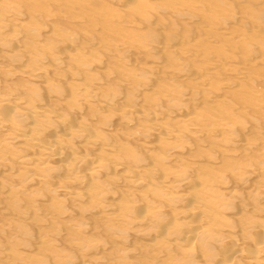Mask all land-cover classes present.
<instances>
[{
  "label": "rangeland",
  "instance_id": "374dc122",
  "mask_svg": "<svg viewBox=\"0 0 264 264\" xmlns=\"http://www.w3.org/2000/svg\"><path fill=\"white\" fill-rule=\"evenodd\" d=\"M10 13L21 21H17L20 28L18 25L9 28L5 25L7 21H4L9 16L4 15ZM1 15L5 18H1ZM11 16L9 19H15ZM0 19L4 24L0 26V32H7L4 37H10V42L8 38L5 40L8 44L0 42V68H4L0 70V94L18 97L26 101L25 104L31 100L29 107H44L43 111L50 113L31 117L28 123L17 119L11 112L12 107L7 105L3 106L0 114L5 111L4 116H12V122L18 121L27 131L36 129L34 132L39 133L43 128L40 132L42 136H48L51 131L56 136L60 134L56 139L58 145L84 154L86 159L99 158L105 164L111 160L107 165L101 163L100 167L105 166L104 172L99 168L80 184L78 181L75 183L74 179L68 181L79 169L71 159L63 161L65 165L63 162L45 165L43 170L46 173L38 169L37 166L41 167V164L33 166L35 163L32 162L26 166L17 163L14 158L5 160V169L0 165V264H209L212 262L210 256L216 257L211 264H217L218 260L223 264L229 261L226 259L232 258L233 248L245 253L243 258L235 257L234 261L237 260L238 264H264V258L260 255L264 250L261 247L264 246V187L260 186H264V0H0ZM32 28L42 30L33 31ZM10 29L14 31L13 35ZM1 34L0 37H3ZM23 50L25 52L18 56ZM13 52L15 55H12ZM12 56L17 57L18 61L15 62ZM28 70L36 71L39 78L23 75V71ZM28 96L29 100H24ZM124 105L126 108H119ZM153 106L156 109L153 110ZM162 112L166 114L163 116ZM31 119H38V124L31 126ZM190 120H197L196 125H201L197 127L195 121L191 123ZM169 122H173L171 127ZM150 123H154V127ZM69 128L73 129L72 132ZM120 128L123 130L120 131ZM63 129L66 131L62 132ZM67 130L72 133L68 140L65 135ZM79 131L84 138L77 135H80ZM87 135H92L97 141L95 143L105 144L107 139L109 149L105 146L95 148L91 142L94 139ZM0 141H4L1 130ZM160 141L164 142L161 144ZM116 142L118 144L115 146ZM86 143L92 148L82 145ZM115 151L118 155L110 154ZM176 152L180 153L176 156ZM98 154L107 160H102ZM141 158L147 168L141 167ZM189 160L193 162L189 163ZM49 166H53V171L49 170ZM70 167L76 168L75 171L68 170ZM142 168L144 172L145 169L150 172H147L150 175L147 180L143 178L146 174L141 173ZM129 169L137 173L129 172ZM252 171H255L254 175H250ZM129 174H137L145 181L141 185L143 187L138 186L141 193L131 184L137 177L130 179ZM112 176L114 178L111 179ZM36 177H44V181ZM164 177L169 185L163 181ZM156 179L165 183L162 185ZM182 181H187L189 185H183ZM62 184L71 191L76 188L80 196H64L59 191L60 187H56ZM161 186H166L167 191H164L165 187L162 188L164 192L161 191ZM102 189L116 196L105 194ZM138 193L140 197L137 198ZM181 196L180 199L185 198L187 204L179 199ZM124 200L128 202L124 203ZM156 208L162 214L154 210ZM182 208L184 211L188 209L189 214L187 216L185 213L186 218L180 220L177 213ZM193 209L194 212L202 209L196 213H204V216L202 214L198 217L200 220H196L197 215L190 212ZM146 217L155 220V225L159 222V226H153L154 222L152 225ZM140 219L145 222L136 221ZM171 226L175 229L179 227L176 231L181 230L185 235L181 232H178V236L172 235L174 228L169 231ZM199 226L201 233L197 232ZM189 228L198 237L194 238L189 232L193 235L190 238ZM157 231L158 235L155 233ZM230 232L232 235H228ZM167 241L173 245L172 248H165L162 244L164 252L159 243L169 245ZM246 255L250 258L256 255L255 258L259 256V259L248 260Z\"/></svg>",
  "mask_w": 264,
  "mask_h": 264
},
{
  "label": "bare ground",
  "instance_id": "6f19581e",
  "mask_svg": "<svg viewBox=\"0 0 264 264\" xmlns=\"http://www.w3.org/2000/svg\"><path fill=\"white\" fill-rule=\"evenodd\" d=\"M111 1V0H110ZM6 2V1H5ZM217 5V4H216ZM215 7V6H214ZM9 8V7H8ZM207 10V9H206ZM12 11V10H11ZM24 11V10H23ZM190 11V10H189ZM204 13V12H203ZM5 14V13H4ZM202 14V13H201ZM3 15V14H2ZM1 15V18L2 17H4V16H11V13H10V15H4V16H2ZM12 16H13V18H15L16 17V15H15V17H14V15L12 14ZM11 16V17H12ZM9 17H6V20L4 21V22H6L5 23V25H8V28L11 26V27H14V26H16V25H20V23H21V21H19L18 19H9ZM18 17V16H17ZM199 17V16H198ZM5 18V17H4ZM20 18V17H19ZM23 19V18H22ZM21 19V20H22ZM25 20V19H24ZM27 20V19H26ZM20 22V23H18V22ZM256 23V22H255ZM3 24V21L0 19V26ZM4 25V24H3ZM19 25H18V27H19ZM21 26V25H20ZM22 26H23V24H22ZM23 27H26L25 25L23 26ZM31 27H33V26H31ZM1 28V27H0ZM20 28V27H19ZM27 28H29L28 26H27ZM38 28V27H37ZM36 28V29H37ZM6 29H7V27H6ZM15 29H17V27H15ZM23 29V28H22ZM31 29V28H30ZM36 29H34V30H36ZM221 29V28H220ZM4 30V29H3ZM11 30H13V29H10V31ZM32 30H33V28H32ZM33 30V31H34ZM39 31H41L40 29H38ZM38 30H36V31H38ZM7 31V30H6ZM19 31V30H18ZM14 31H11L10 32V34L11 35H13L12 33H13ZM220 32V31H219ZM0 33H3V34H1L3 37H0V42L1 43H7L8 44V42L7 41H5L7 38V40L9 41V39H10V37H8V36H5L4 37V33L5 34H7V32H3V31H1ZM8 33H9V30H8ZM16 33V32H15ZM17 33H19V32H17ZM42 33V32H41ZM40 33V34H41ZM10 34H8V35H10ZM18 35V34H17ZM42 35V34H41ZM46 35V34H45ZM18 36H21V35H18ZM223 36V35H222ZM12 38L14 37V36H11ZM103 37V36H102ZM15 38V37H14ZM19 38V37H18ZM16 39V38H15ZM13 41H14V39H12ZM23 40V39H22ZM5 41V42H4ZM17 41V40H16ZM10 42V41H9ZM5 43V44H6ZM17 45V44H16ZM14 46V45H13ZM18 46V45H17ZM20 47V46H19ZM173 48V47H172ZM173 51H174V49H173ZM195 51V50H194ZM25 51L23 50L22 52H19L18 54V56H21V54L22 53H24ZM61 53V52H60ZM17 54V53H16ZM29 54V53H28ZM43 54V53H42ZM12 55H15L14 54V52H13V54ZM39 55V54H38ZM33 56V55H32ZM12 57H14L15 59H14V61L16 62V61H18V58L17 57H15V56H12ZM195 57V56H194ZM198 57V56H197ZM196 57V58H197ZM25 58H27V57H25ZM51 58V57H50ZM213 58V57H212ZM181 59V58H180ZM12 60V59H11ZM34 60H36V59H34ZM40 60V59H39ZM42 61V60H41ZM40 61V63H42ZM162 61V60H161ZM33 63V62H32ZM216 64H217V62H216ZM12 65V64H11ZM33 65V64H32ZM222 65V64H221ZM262 65V64H261ZM7 66V65H6ZM42 66V65H41ZM36 67V66H35ZM63 67V66H62ZM150 67V66H149ZM31 68V67H30ZM42 68H44V67H42ZM41 68V69H42ZM189 68V67H188ZM187 68V69H188ZM4 68H0V70H3ZM13 69V68H12ZM12 69H10V70H12ZM20 69V68H19ZM37 69V68H36ZM35 69V70H36ZM6 70H7V68H6ZM14 70V69H13ZM23 70V69H22ZM39 70H40V68H39ZM39 70L37 71L38 73H39ZM44 70V69H43ZM41 71V70H40ZM15 72H18V70L16 71L15 70ZM24 72V73H23ZM23 72H20L19 71V73L21 74V73H23V75H26L28 78H30L31 76L32 77H34V76H37L38 77V75H36L35 74V72H33L32 70L31 71H23ZM58 72V71H57ZM185 73H187V72H185ZM197 73V72H196ZM3 74V73H2ZM16 74V73H15ZM189 74H190V72H189ZM49 75V74H48ZM198 74H196V76H197ZM26 77V78H27ZM31 77V78H32ZM37 77H34V78H37ZM191 77V76H190ZM26 78H23L24 80L26 79ZM39 78V77H38ZM20 79V78H19ZM189 79V78H188ZM201 78H199V80H200ZM38 80V79H37ZM41 80V79H40ZM194 80V79H193ZM35 80L33 79V82H34ZM54 81H56V79H54ZM60 81V80H59ZM58 81V82H59ZM148 81V80H147ZM179 81V80H178ZM205 81H207L206 80V77H205ZM32 82V83H33ZM47 82V81H46ZM48 82H50V81H48ZM63 82V81H62ZM5 83V82H4ZM12 83V82H11ZM14 83V82H13ZM16 83V82H15ZM39 83H41L40 81H39ZM56 84H57V81L55 82ZM121 83V82H120ZM144 83V82H143ZM148 83V82H147ZM202 83H204L203 81H202ZM259 83V82H258ZM17 84H21L20 82L18 83L17 82ZM47 84V83H46ZM62 84V83H61ZM65 84V83H64ZM141 84V83H140ZM220 84V83H219ZM232 84V83H231ZM22 85V84H21ZM42 85V84H41ZM48 85H49V83H48ZM201 85V84H200ZM6 86H8V85H6ZM43 86H45V85H43ZM53 86V85H52ZM72 86V85H71ZM203 86V85H202ZM30 87V86H29ZM32 87H33V85H32ZM58 87V86H57ZM224 87V86H223ZM72 88V87H71ZM201 88V87H200ZM18 89V88H17ZM27 89V88H26ZM34 89V88H33ZM38 89V88H37ZM57 89V88H56ZM63 89H65V88H63ZM62 89V90H63ZM239 89V88H238ZM48 90V89H47ZM188 90V89H187ZM10 91H12V89L10 90ZM16 91V90H15ZM15 91L13 92V93H15ZM32 91V90H31ZM31 91H30V93H31ZM34 91V90H33ZM186 91V90H185ZM8 92V91H7ZM27 92H28V90H27ZM37 92V91H36ZM35 92V93H36ZM39 92V91H38ZM41 92V91H40ZM193 92H194V90H193ZM12 93V94H13ZM26 93V92H25ZM42 93V92H41ZM55 93V92H54ZM118 93V92H117ZM116 93V94H117ZM234 93V92H233ZM66 94V93H65ZM114 94V93H113ZM144 94V93H143ZM5 95H6V93H5ZM8 95H9V93H8ZM23 95H24V93H23ZM32 95V94H31ZM30 95V96H31ZM54 95V94H53ZM58 95V94H57ZM86 95V94H85ZM120 95V94H119ZM135 95V94H134ZM166 95V94H165ZM208 94H206L205 96H207ZM59 96V95H58ZM88 96V95H87ZM91 96V95H90ZM117 96V95H116ZM122 96V95H121ZM136 96H137V94H136ZM172 96V95H171ZM236 96V95H235ZM263 96V95H262ZM78 97V96H77ZM82 97V96H81ZM113 97V96H112ZM118 97V96H117ZM120 97V96H119ZM21 98H22V96H21ZM32 98H33V95H32ZM40 98V97H39ZM72 98V97H71ZM70 98V99H71ZM156 98V97H155ZM210 98V97H209ZM24 99V98H23ZM90 99V98H89ZM108 99V98H107ZM24 100H29V96H28V98L27 99H24ZM36 100V99H35ZM57 100V99H56ZM109 100V99H108ZM112 100H114V98L112 99ZM115 100H117V99H115ZM138 100H140V99H138ZM174 100V99H173ZM214 100V99H213ZM92 101V100H91ZM111 101V100H110ZM118 101V100H117ZM132 101V100H131ZM143 101V100H142ZM171 101V100H170ZM212 101V100H211ZM30 102H32L31 100H30ZM30 102L28 101L27 102V104H25L26 103V101H21L20 100V98H18V97H13V96H11L10 97V95L9 96H3V95H1L0 94V111L1 110H4V108H3V106H10V108H11V112H13V114L15 115V116H17V119L19 118V119H21L22 121H24V122H27L28 123V119H30L31 117H40V116H45V114H47V111H43V109H44V107H43V109H41V107H29V106H31V105H29L28 106V104H30ZM34 102H36L37 103V101H34ZM34 102H33V104H34ZM174 102H176V101H174ZM60 103V102H59ZM78 103V102H77ZM107 103V102H106ZM109 103V102H108ZM118 103V102H117ZM157 103V102H156ZM94 104V103H93ZM113 104H115V103H113ZM197 104V103H196ZM96 105V104H95ZM112 105V104H111ZM117 105V104H116ZM129 105V104H128ZM146 105H148V104H146ZM155 105V104H154ZM166 105V104H165ZM195 105V104H194ZM35 106V105H34ZM40 106V105H39ZM98 106V105H97ZM101 106V105H100ZM110 106V105H109ZM109 106H108V109H109ZM127 106V105H126ZM180 106V105H179ZM183 106V105H182ZM95 107V106H94ZM102 107V106H101ZM100 107V108H101ZM104 107V106H103ZM123 107H125V105L124 106H120L119 108H122L123 109ZM130 107V106H129ZM112 108H114V107H112ZM111 108V109H112ZM126 108V107H125ZM125 108H124V110H125ZM133 108V107H132ZM150 108V107H149ZM152 109L153 108H155V106H153V107H151ZM180 108H181V106H180ZM47 109V108H46ZM53 109V108H52ZM52 109H50V110H52ZM99 109V108H98ZM128 109V108H127ZM133 109H135V108H133ZM145 109V108H144ZM156 109V108H155ZM176 109L178 110L179 108H177L176 107ZM47 110H49V108L47 109ZM102 110V109H101ZM105 110H106V108H105ZM123 110V111H124ZM154 110V109H153ZM180 110H182V109H180ZM190 110V109H189ZM53 111V110H52ZM51 111V112H52ZM81 111V110H80ZM104 111V110H103ZM107 111V110H106ZM116 111V110H115ZM122 111V110H121ZM122 111V112H123ZM127 111V110H126ZM130 111H132V110H130ZM156 111V110H155ZM175 111V110H174ZM174 111H172V112H174ZM195 111V110H194ZM3 112L5 113V111H2L1 112V116L3 115ZM46 112V113H45ZM134 112H136L135 110H134ZM64 113V112H63ZM171 113V112H170ZM184 113V112H183ZM182 113V114H183ZM196 113V112H195ZM48 114H50V113H48ZM47 114V115H48ZM66 114V113H65ZM64 114V115H65ZM119 114V113H118ZM117 114V115H118ZM128 113H126V115H127ZM131 114H132V112H131ZM161 114V113H160ZM166 114V113H165ZM164 114V115H165ZM175 114L176 113H174L173 115L175 116ZM180 114V113H179ZM178 114V115H179ZM11 115H12V113H11ZM13 115V116H14ZM39 115V116H38ZM56 115V114H55ZM54 115V116H55ZM68 115V114H67ZM109 115V114H108ZM123 115V114H122ZM140 115H143V114H141V112H140ZM153 115H154V113H153ZM152 115V116H153ZM162 115H163V112H162ZM163 115V116H164ZM172 115V116H173ZM0 116V117H1ZM4 116V115H3ZM70 116V115H69ZM116 116V115H115ZM146 116V115H145ZM161 116V115H160ZM179 116H182V115H179ZM12 117V116H11ZM11 117L9 116V115H6V116H4V117H1L0 118V130L2 131V134H3V140L5 141H0V165L1 166H4V168L3 169H5V164H6V161L5 160H9L10 158H11V160L13 159L14 161L16 160L17 161V163H19L20 165H31L32 164V162L33 163H35V164H33V166L34 165H39V164H41L42 166L40 167V166H37L38 167V169L40 168L41 170H40V172H42V170L43 169H45L46 168V166L48 165V164H50V163H62L63 161H66L67 159H68V161H70L69 159H71V161L73 162V164L76 166V167H78L79 169H76V173H75V176L74 177H72V178H70V179H68V181H71V180H73L74 182L75 181H78L79 183L78 184H80V183H82V181H84V179H87L88 177H89V175H91V173L92 172H94L95 170L97 171V169H99V168H104L105 169V166L104 167H100L101 166V163H102V165L104 164V165H107V164H109V162L111 161L110 159H109V157L110 158H113L112 156H109L108 157V163H106L105 164V162H100L98 159H96V158H93L92 160H89V159H86V157L84 156V154H78V152L76 153V152H71L69 149H67L66 147H64V145L62 146V145H58V143L59 142H57V140L59 139V136H60V134L58 135V136H56V134H54V132L53 131H51V134H48V136H42V133H40L41 132V130L43 129H41L40 130V132L39 133H36V132H34L36 129H33V127H31L34 131V133L32 132V130L31 131H27V129H24V128H22L21 126H20V124H18L17 122H12V119H11ZM35 117V118H36ZM48 117V116H47ZM50 117V116H49ZM53 117V116H52ZM56 117V116H55ZM60 117H62V116H60ZM65 117V116H64ZM109 117V116H108ZM123 117V116H122ZM143 117V116H142ZM171 117V116H170ZM170 117H168V118H170ZM177 117V116H176ZM175 117V118H176ZM183 117V116H182ZM188 117V116H187ZM46 118V117H45ZM44 118V119H45ZM66 118V117H65ZM68 118V117H67ZM111 118V117H110ZM117 118H119V119H121V117H117ZM136 118H138L139 119V117H136ZM153 118V117H152ZM154 118H156L155 116H154ZM179 118V117H178ZM177 118V119H178ZM191 118H194V117H192L191 116ZM190 118V119H191ZM123 119V118H122ZM142 119V118H141ZM183 119V118H182ZM214 119V118H213ZM14 120V119H13ZM38 119H31V121H30V124H31V126H34L35 124H38V121H37ZM155 120V119H154ZM160 120L161 119H159V121L158 122H160ZM178 120H180V121H182L181 119H178ZM121 121V120H120ZM139 121V120H138ZM142 121H144V120H142ZM157 121V120H156ZM177 121V120H176ZM191 121V120H190ZM192 121H195V125H196V123L197 122H199L200 121V119H199V121H197V120H192ZM192 121H191V123H192ZM123 122V121H122ZM146 122H148V121H146ZM226 122V121H225ZM26 123V125L28 126V127H30V125L29 124H27ZM42 123V122H41ZM79 123V122H78ZM89 123V122H88ZM129 123V122H128ZM140 123H142L141 122V120H140ZM139 123V124H140ZM175 123V122H174ZM178 123V122H177ZM176 123V124H177ZM230 123V122H229ZM72 124V123H71ZM70 124V125H71ZM77 124V123H76ZM80 124V123H79ZM126 124V123H125ZM151 124V126L152 127H154L153 126V124L154 123H150ZM169 124H171L170 125V127L173 125V122H169ZM198 124H200L201 125V123H198ZM197 124V125H198ZM204 124V123H203ZM202 124V125H203ZM25 125V126H26ZM50 125H51V123H50ZM62 125V124H61ZM83 125H85V123H83ZM82 125V126H83ZM128 124H126V126H127ZM149 125V124H148ZM160 125V124H159ZM183 125H184V123H183ZM196 125V126H197ZM217 125V124H216ZM220 125V124H219ZM66 126H68V125H66ZM90 126V125H89ZM93 126V125H92ZM113 126V125H112ZM142 126V125H141ZM185 126V125H184ZM183 126V127H184ZM187 126V125H186ZM199 126V125H198ZM197 126V127H198ZM227 126H229V125H227ZM38 127H39V125H38ZM71 127V126H70ZM77 127V126H76ZM75 127V128H76ZM129 127V126H128ZM138 127V126H137ZM136 127V128H137ZM143 127V126H142ZM157 127H159L158 125H157ZM223 127H224V125H223ZM26 128V127H25ZM35 128V127H34ZM41 128V127H40ZM81 128H83V127H81ZM100 128H102V127H100ZM125 128V127H124ZM159 128H161V127H159ZM162 128H163V126H162ZM168 128H169V126H168ZM180 128V127H179ZM51 129V128H50ZM70 129V128H69ZM116 129H117V127H116ZM121 129L123 130V128H120V131H121ZM140 129V128H139ZM142 129V128H141ZM144 129V128H143ZM153 129L154 128H152V130L150 129V132L152 133L153 132ZM171 129V128H170ZM186 129V128H185ZM193 129V128H192ZM71 130H73V129H70V131ZM164 130V129H163ZM168 130V129H167ZM166 130V131H167ZM231 130V129H230ZM65 132L66 131V129H63L62 130V132ZM69 130H67V133L65 134L66 135V140H68V137L69 136H71V132L69 131ZM84 131V130H83ZM104 131L105 130H103L102 132L104 133ZM145 131V130H144ZM169 132H171L170 130H168ZM178 131V130H177ZM199 131V130H198ZM46 132V131H45ZM59 133H60V131H58ZM75 132V131H74ZM78 132V131H77ZM80 132V131H79ZM81 132H82V130H81ZM81 132H80V135L79 134H77L78 136H81L82 134H81ZM127 132V131H126ZM130 132H132V131H130ZM149 132V131H148ZM148 133V134H151V133ZM83 134H84V132H82ZM88 133V135L90 134L89 132H87ZM87 133H85V134H87ZM142 133H144V132H142ZM141 133V134H142ZM146 133V132H145ZM157 133V132H156ZM162 133H164V131L162 132ZM167 133V132H166ZM172 133V132H171ZM175 133V132H174ZM174 133H173V136L172 137H174ZM189 133V132H188ZM227 133V132H226ZM102 134V133H101ZM106 134H108V133H106ZM157 134H160L159 132L157 133ZM168 134V133H167ZM228 134V133H227ZM62 135V134H61ZM65 135H63V136H65ZM87 135V137L88 138H90V137H92L93 139H94V137L91 135V136H88ZM178 135V134H177ZM176 135V136H177ZM152 136V135H151ZM160 136V135H159ZM175 136V137H176ZM56 137H58V138H56ZM72 137V136H71ZM82 137V136H81ZM105 137H107L108 138V136H105ZM105 137H104V139H105ZM165 137V136H164ZM169 137V136H168ZM168 137H166V138H168ZM178 137V136H177ZM179 137H180V135H179ZM64 138V137H63ZM75 138V137H74ZM82 138H84V136L82 137ZM85 138H86V136H85ZM133 138V137H132ZM160 138V137H159ZM181 138V137H180ZM57 139V140H56ZM109 139V138H108ZM118 139H119V137H118ZM161 140H162V138H160ZM168 139H170V138H168ZM191 139V138H190ZM196 139V138H195ZM72 140V139H71ZM70 140V143L72 142ZM83 140V139H82ZM89 139H86V141L89 143V141H88ZM106 140V142L108 143V141H107V139H105ZM146 140H147V138H146ZM158 140V139H157ZM173 140H174V138H173ZM176 140H178V139H176ZM264 140V139H263ZM74 141H75V139H74ZM95 139H94V142L93 141H91L92 142V144H95V148H101L102 149V147H104V148H106V149H109V143H108V145H107V143H105V144H102V143H95ZM119 141H120V139H119ZM175 141V140H174ZM174 141H172V142H174ZM63 142V141H62ZM64 142H66L65 141V139H64ZM91 142L89 143V145H91L92 146V144H91ZM97 142V141H96ZM110 142H111V140H110ZM151 142H153V141H151ZM161 142H164V141H160V143ZM261 142V141H260ZM61 143V142H60ZM69 143V142H68ZM104 143V142H103ZM122 143V142H121ZM158 143V142H157ZM188 143V142H187ZM186 143V144H187ZM64 144V143H63ZM87 144V143H86ZM111 144H114V143H112L111 142ZM118 143L116 142V144H115V146L117 145ZM139 144H142V143H139ZM162 144V143H161ZM175 144V143H174ZM181 144V143H180ZM12 145H14L13 147H12ZM17 145V146H16ZM66 145V144H65ZM82 145H84L85 147L86 146H89L88 144L87 145H85V144H82ZM171 145H172V143H171ZM175 145H177V144H175ZM185 145V144H184ZM2 146V147H1ZM11 146V147H10ZM67 146V145H66ZM70 146H72V145H70ZM91 146H89L90 148H92ZM143 146V145H142ZM156 146V145H155ZM186 146V145H185ZM191 146V145H190ZM193 146V145H192ZM11 149H13V150H10V148ZM80 147H83V146H80ZM177 147V146H176ZM9 148V149H8ZM16 148H18V150H19V153L20 152H23V153H17V151H16ZM111 148V147H110ZM135 148V147H134ZM156 148H158V147H156ZM166 148V147H165ZM164 148V149H165ZM247 148V147H246ZM5 150V151H3V150ZM21 149V150H20ZM72 149V148H71ZM74 149V148H73ZM111 149H113V148H111ZM110 149V150H111ZM136 149V148H135ZM159 149V148H158ZM169 149V148H168ZM192 149H194V148H192ZM104 150V149H103ZM114 150V149H113ZM116 150V149H115ZM117 150H118V148H117ZM116 150V151H117ZM156 150V149H155ZM167 150V149H166ZM170 150V149H169ZM175 150V149H174ZM186 150V149H185ZM116 151L115 152H110V154H113V153H115V155L117 154L116 153ZM140 151V150H139ZM157 151V150H156ZM159 151H160V149H159ZM163 151V150H162ZM168 151V150H167ZM94 152V151H93ZM106 152H108L107 150H106ZM106 152H104L106 155H108V153H106ZM118 152V151H117ZM121 152H123V150L121 151ZM132 152V151H131ZM134 152V151H133ZM138 152V151H137ZM152 152V151H151ZM153 152H155V151H153ZM152 152V153H153ZM166 152V151H165ZM164 152V153H165ZM170 152V151H169ZM37 153L39 154V156H37ZM104 153H100V154H104ZM150 153V152H149ZM162 153V152H161ZM180 153V152H179ZM179 153H175L176 154V156L179 154ZM100 154H98L99 155V157H101L100 156ZM170 154H172V152L170 153ZM169 154V155H170ZM118 155V154H117ZM122 155H124V154H122ZM140 155V154H139ZM153 155H155V154H153ZM157 155V154H156ZM160 155H163V154H160ZM184 155V154H183ZM183 155H181V156H183ZM200 155V154H199ZM87 156V155H86ZM141 156V155H140ZM144 155H142V157H143ZM158 156V155H157ZM190 156V155H189ZM98 157V156H97ZM123 157H125V156H123ZM131 157V156H130ZM153 157V156H152ZM156 156H154V158H155ZM162 157V156H161ZM180 157V156H179ZM105 159V156L104 157H101V159ZM107 158V157H106ZM122 158V157H121ZM132 158V157H131ZM131 158H129V160L131 159ZM159 158V157H158ZM166 158V157H165ZM187 158H188V156H187ZM192 158V157H191ZM198 158H199V156H198ZM102 159V160H103ZM123 159V158H122ZM121 159V160H122ZM133 159H134V157H133ZM142 159V158H141ZM188 159H190V157L188 158ZM193 159V158H192ZM204 159V158H203ZM202 159V160H203ZM7 160V161H8ZM105 160H107V159H105ZM136 160H137V158H136ZM147 160V159H146ZM145 160V161H146ZM159 160H160V158H159ZM177 160V159H176ZM175 160V161H176ZM194 160V159H193ZM199 160V162H201L200 161V159H198ZM198 160H197V162H198ZM67 161V162H68ZM122 161H127V160H122ZM144 159H142V161H140V163L142 162L143 163V166L141 165V167H145L144 166ZM195 161V160H194ZM129 162V161H128ZM147 162H148V160H147ZM165 162H166V160H165ZM172 162V161H171ZM174 162V161H173ZM190 162H193L192 160H189V163ZM258 162V161H257ZM38 163V164H37ZM68 163H71V162H68ZM88 163V166H85L86 164ZM112 163V162H111ZM114 163V162H113ZM122 164H123V162H121ZM132 163H133V161H132ZM63 164H64V162H63ZM66 164V163H65ZM64 164V165H65ZM127 164H129V163H127ZM126 164V165H127ZM46 165V166H45ZM56 165V164H55ZM110 165H113V164H110ZM110 165H109V169H110ZM115 165V164H114ZM119 165H121L120 163H119ZM189 165V164H188ZM192 165V164H191ZM191 165H189V166H191ZM0 166V167H1ZM54 166V165H53ZM53 166H51V167H53ZM72 166V165H71ZM116 166H118V165H116ZM150 166V165H149ZM32 167V166H31ZM36 167V168H37ZM45 167V168H44ZM51 167L49 166V170L51 169ZM73 167V166H72ZM113 167V166H112ZM124 167V166H123ZM133 167V166H132ZM140 167V166H139ZM140 167V168H141ZM7 168H9V167H7ZM36 168H35V170H36ZM107 168V167H106ZM114 168H116V169H118V167H114ZM146 168H147V166H146ZM156 168V167H155ZM190 168V167H189ZM193 168V167H192ZM192 168H190V169H192ZM57 169H58V167H57ZM70 169V171H71V169L73 170L74 168H68V170ZM75 169H74V171H75ZM104 169H103V172H104ZM119 169H121L122 170V168L119 166ZM118 169V170H119ZM134 169H135V165H134ZM138 169V168H137ZM149 169V168H148ZM157 169H158V167H157ZM52 170V169H51ZM56 170V169H55ZM141 170V169H140ZM169 170V169H168ZM175 170V169H174ZM179 170V169H178ZM189 170V169H188ZM195 170H196V168H195ZM23 171V170H22ZM28 171V170H27ZM43 171H45V170H43ZM53 171V170H52ZM59 171H60V169H59ZM70 171H68L69 173H70ZM102 171V170H101ZM123 171V170H122ZM129 172H135V173H137L135 170L133 171V170H131V169H129L128 170ZM139 171V170H138ZM159 171V170H158ZM164 171V170H163ZM176 171V170H175ZM192 171V170H191ZM36 172V171H35ZM38 172H39V170H38ZM103 172H102V174H103ZM113 172V171H112ZM112 172H111V175H114L115 176V174H112ZM140 172V171H139ZM147 172H148V174H150V172L149 171H147L146 169H145V172H144V168H142V171H141V173L143 174V173H145L146 174V177H143L145 180H147L146 178H149L150 177V175L148 176L147 175ZM170 172H171V169H170ZM180 172H181V170H180ZM179 172V173H180ZM185 172V171H184ZM45 173H46V171H45ZM63 173V172H62ZM119 173V172H118ZM140 173V174H141ZM164 173H166V172H164ZM163 173V174H164ZM177 173V172H176ZM191 173V172H190ZM192 173H195V171H192ZM254 173H255V171H252L251 172V174L250 175H254ZM55 174V173H54ZM71 174V173H70ZM93 174V173H92ZM131 174V173H130ZM130 174H129V176H130ZM139 174V173H138ZM141 174V175H142ZM145 174H143L144 176H145ZM151 174H152V171H151ZM156 174V173H155ZM158 174V173H157ZM169 174V173H168ZM183 174V173H182ZM181 174V175H182ZM249 174V173H248ZM29 175V174H28ZM41 175V174H40ZM95 175V174H94ZM109 175V174H108ZM137 175V174H136ZM136 175H131L130 176V179H132V178H135V177H137V178H135V179H133L132 181H134V183H131V184H133L134 185V189H136L137 190V188L140 190V188L138 187V186H141L145 181H143V179L142 178H139L138 176H136ZM154 175V174H153ZM169 175H171V174H169ZM168 175V176H169ZM174 175H176V174H174ZM173 175V176H174ZM192 175V174H191ZM199 175V174H198ZM37 176H38V173H37ZM122 176V175H121ZM148 176V177H147ZM152 176V175H151ZM155 176V175H154ZM157 176H159V175H157ZM164 176H167V175H164ZM178 176V175H177ZM183 176V175H182ZM188 176V175H187ZM196 176V175H195ZM226 176V175H225ZM87 177V178H86ZM97 177V176H96ZM118 177V176H117ZM117 177H116V179H117ZM156 177V176H155ZM170 177H172V176H170ZM36 178H40V177H36ZM44 178V177H43ZM43 178H40V179H43ZM91 178V177H90ZM109 178V177H108ZM112 178H114L113 176L111 177V179ZM123 178V177H122ZM124 178H126V176L124 175ZM165 178V180H163V178H162V180L163 181H166V182H168L167 180H166V177H164ZM184 178H186V177H184ZM183 178V179H184ZM188 178V177H187ZM201 178V177H200ZM100 179H102V178H100ZM129 179V180H130ZM153 179V178H152ZM173 179V178H172ZM182 179V178H181ZM19 180V179H18ZM53 180V179H52ZM94 180V179H93ZM98 180V179H97ZM121 180V179H120ZM123 180V179H122ZM150 180V179H149ZM154 180V179H153ZM157 181H159V183H160V180H158V179H156ZM171 180V179H170ZM43 181H44V179H43ZM48 181V180H47ZM63 181V180H62ZM61 181V182H62ZM72 181V182H73ZM100 181H104V180H100ZM152 181V180H151ZM155 181V180H154ZM156 181V182H157ZM179 181H181V180H179ZM178 181V182H179ZM218 181V180H217ZM106 182V181H105ZM124 182V181H123ZM183 182V181H182ZM187 181H185V183H186ZM7 183V182H6ZM76 183V182H75ZM97 183V182H96ZM101 183H103V182H101ZM115 183H117V181L115 180ZM162 183V185L165 183H163V182H161ZM160 183V184H161ZM171 183V182H170ZM181 183V182H180ZM184 183V182H183ZM185 183L183 184V185H185ZM219 183V182H218ZM246 183V182H245ZM72 184V183H71ZM88 184H90V183H88ZM106 184V183H105ZM118 184V183H117ZM121 184V183H120ZM129 184V183H128ZM127 184V185H128ZM130 184V185H131ZM145 184V183H144ZM150 185H151V183H149ZM159 184V185H160ZM165 184H168L169 185V182L168 183H165ZM187 184V186L189 185L188 183H186ZM91 185V184H90ZM121 185H123V184H121ZM172 185V184H171ZM177 185V184H176ZM256 186H258L259 184H255ZM64 186H67V185H60V186H56V187H62L61 189L59 188V191L62 193V194H64V196L65 195H67V196H72V195H76V196H80V192H76L75 191V189L74 188H72V191L70 190V189H68V188H66V187H64ZM70 186V185H69ZM83 186H85V185H83ZM86 186H88L87 184H86ZM101 186V185H100ZM103 186H104V184H103ZM112 186V185H111ZM124 186H125V183H124ZM154 186V185H153ZM260 186H262V187H264L263 185H260ZM259 186V187H260ZM30 187V186H29ZM53 187H55L54 185H53ZM110 187V186H109ZM118 187V186H117ZM119 187H122V186H119ZM128 187V186H127ZM133 187V186H132ZM131 187V188H132ZM137 187V188H136ZM141 187H143V186H141ZM163 187H165L166 188V186H163ZM162 186H161V191H163V188ZM175 187H178V186H175ZM203 187H205V186H203ZM213 187V186H212ZM215 187V186H214ZM220 187V186H219ZM229 187V186H228ZM251 187V186H250ZM259 187H257V188H259ZM89 188V187H88ZM108 188V187H107ZM113 188V187H112ZM129 188V187H128ZM130 188V189H131ZM179 188V187H178ZM254 188V187H253ZM252 188V189H253ZM54 189H56V188H54ZM53 189V190H54ZM58 189V188H57ZM74 189V190H73ZM91 189H93L92 187H91ZM97 189V188H96ZM95 189V190H96ZM105 189V188H104ZM104 189H102L103 191H104ZM118 189V188H117ZM133 189V188H132ZM144 190H145V187L143 188ZM170 189H172L171 187H170ZM174 189V188H173ZM188 189V188H187ZM220 189V188H219ZM251 189V188H250ZM256 189V188H255ZM254 189V190H255ZM36 190H37V188H36ZM77 190V189H76ZM108 190H112V189H108ZM147 190V189H146ZM33 191V190H32ZM149 191V190H148ZM165 192L167 191V188L164 190ZM163 191V192H164ZM173 191V190H172ZM182 191V190H181ZM129 192V191H128ZM138 192H142L141 190L140 191H138ZM144 192V191H143ZM174 192H175V190H174ZM173 192V193H174ZM177 192V191H176ZM175 192V193H176ZM189 192V191H188ZM92 193H94V192H92ZM98 193V192H97ZM97 193H95V194H97ZM104 193L105 194H113V196H116L114 193H106V190L104 191ZM180 193V192H179ZM256 193H259L258 191L256 192ZM255 193V194H256ZM105 194H103V195H105ZM129 194V193H128ZM143 194V193H142ZM152 194V193H151ZM164 195H165V193H163ZM178 194V193H177ZM176 194V195H177ZM90 195H92V194H90ZM126 195V194H125ZM139 195V193L138 194H136V196H137V198L138 197H140V196H138ZM145 195V194H144ZM159 195V194H158ZM169 195H170V193H169ZM178 195H181V194H178ZM184 195V194H183ZM187 195V194H186ZM258 195H260V194H258ZM95 196H97V195H94V197ZM106 196V195H105ZM129 196V195H128ZM131 196H133V195H131ZM147 196V195H146ZM152 196V195H151ZM150 196V197H151ZM185 196V195H184ZM188 196V195H187ZM93 197V196H92ZM112 197V195L111 196H109V198H111ZM134 197V196H133ZM160 197V196H159ZM164 197V196H163ZM162 197V198H163ZM203 197H204V195H203ZM100 198V197H99ZM145 198V197H144ZM177 198H178V196H177ZM176 198V199H177ZM180 198H182V196L181 197H179V199ZM206 198V197H205ZM204 198V199H205ZM103 199H104V197H103ZM114 199V198H113ZM129 199V198H128ZM132 199V198H131ZM179 199H178V201H179ZM184 199L185 198H183L182 200L184 201ZM76 200V199H75ZM107 200V201H106ZM110 200V199H109ZM115 200V199H114ZM117 200H119V199H117ZM152 200V199H151ZM159 200V199H158ZM168 200V199H167ZM181 200V199H180ZM181 200V201H182ZM206 200H208L207 198H206ZM57 201V200H56ZM104 201H106V202H108V199H105ZM103 201V202H104ZM111 201H112V199H111ZM125 201V200H124ZM124 201H122V202H124ZM129 201H130V199H129ZM135 201V200H134ZM160 201V200H159ZM166 201V200H165ZM100 202V201H99ZM99 202H97V203H99ZM102 202V201H101ZM122 202H121V204H122ZM126 202H128V200L127 201H125L124 203H126ZM160 202H162V201H160ZM172 202V201H171ZM189 202V201H188ZM208 202V201H207ZM93 203V202H92ZM95 203V202H94ZM156 203V202H155ZM169 203V202H168ZM184 203H186L185 201H184ZM183 203V204H184ZM226 203V202H225ZM108 204V203H107ZM110 204H111V202H110ZM130 204H131V202H130ZM133 204V203H132ZM136 204H137V202H136ZM179 204V203H178ZM182 204V203H181ZM187 204V203H186ZM193 204V203H192ZM16 205V204H15ZM97 205V204H96ZM189 205V204H188ZM198 205V204H197ZM100 206V205H99ZM114 206H116V205H114ZM122 206V205H121ZM150 206H151V204H150ZM161 206V205H160ZM17 207H18V205H17ZM98 207V206H97ZM110 207V206H109ZM108 207V208H109ZM152 208H153V206H151ZM164 207V206H163ZM171 207V206H170ZM188 207V206H187ZM194 207V206H193ZM195 207H197V206H195ZM194 207V208H195ZM118 208V207H117ZM116 208V209H117ZM124 208V207H123ZM131 208H132V206H131ZM134 208H136V206L134 207ZM133 208V209H134ZM184 208V207H183ZM183 208H182V211H180L179 213H177L178 214V219H184V218H186V215L188 216V214L189 213H187L189 210L188 209H186V211H184L183 210ZM198 208H200V207H198ZM197 208V209H198ZM96 209V208H95ZM162 209V208H161ZM164 209H166V207H164ZM170 209V208H169ZM192 209V208H191ZM196 209V212H198V211H200L201 212V210L199 209V210H197ZM93 210V209H92ZM107 210V209H106ZM118 210H120V209H118ZM122 210H124V209H122ZM145 210V209H144ZM148 210V209H147ZM154 210H158L159 211V209H154ZM194 210L195 209H193V211L192 210H190V212H192L193 214L195 213L196 215H197V213L196 212H194ZM35 211V210H34ZM89 211V210H88ZM113 211V210H112ZM166 211V210H165ZM171 211V210H170ZM133 212V211H132ZM167 212V211H166ZM198 213V215L196 216L195 214H194V216H196L197 217V219L196 220H200V219H198V217H200V216H202V214H203V216H204V213ZM203 212V211H202ZM261 212V211H260ZM259 212V213H260ZM126 213V212H125ZM128 213V212H127ZM139 213V212H138ZM153 213V212H152ZM159 213H161L160 211H159ZM185 213H187L186 215H185ZM17 214V213H16ZM90 214V213H89ZM112 214V213H111ZM110 213H109V215H111ZM122 214V213H121ZM129 214H131V213H129ZM149 214H151V213H149ZM153 214H155V213H153ZM158 214V213H157ZM162 214V213H161ZM193 214H192V216H193ZM134 215V214H133ZM190 215H191V213H190ZM46 216V215H45ZM77 216V215H76ZM88 216V215H87ZM106 216V215H105ZM114 216V215H113ZM150 216V215H149ZM161 216V215H160ZM175 216H177L176 214H175ZM191 216V217H192ZM261 216V215H260ZM141 217V216H140ZM143 217V216H142ZM141 217V218H142ZM152 217V216H151ZM164 217V216H163ZM118 218V217H117ZM122 218V217H121ZM133 218V217H132ZM135 218V217H134ZM147 218V217H146ZM203 218V217H202ZM257 218V217H256ZM261 218H262V216H261ZM264 218V217H263ZM103 219H104V217H103ZM131 219V218H130ZM136 219H138V218H136ZM189 219H190V217H189ZM106 220V219H105ZM132 220V219H131ZM143 220L144 219H140V220H136L137 222L139 221V223L141 222L142 224L145 222H143ZM147 220H148V222H150L151 221V219L149 218H147ZM150 220V221H149ZM186 220V219H185ZM204 220V219H203ZM255 220V219H254ZM260 220H262V219H260ZM112 221V220H111ZM133 221H134V219H133ZM179 221V220H178ZM192 221V220H191ZM256 221V220H255ZM264 221V220H263ZM262 221V222H263ZM152 223V225H153V222H154V225L153 226H159V222H158V224H156L155 225V220L153 221H151ZM197 222V221H196ZM257 222V221H256ZM176 223V222H175ZM202 223H205V222H202ZM207 223V222H206ZM205 223V224H206ZM254 223V222H253ZM141 224V225H142ZM146 224V223H145ZM148 224V223H147ZM150 224V223H149ZM178 224H180V223H178ZM208 224V223H207ZM257 224H258V222H257ZM257 224H255V225H257ZM201 225V224H200ZM223 225H225L224 223H223ZM148 226V225H147ZM177 225H175V227H176ZM203 226H205L204 224H203ZM258 226V225H257ZM156 227V228H157ZM175 227L173 226V228H174V230H173V228H172V226L170 227V229H169V231L170 230H173V232L171 231V233H172V235H177L178 236V234L181 232V230H178V231H176L177 229H179V227L177 228V229H175ZM210 227V226H209ZM256 227V226H255ZM82 228V227H81ZM172 228V229H171ZM182 228V227H181ZM180 228V229H181ZM201 227L199 226L198 227V229H197V232H200V229ZM205 228V227H204ZM233 228V227H232ZM183 229H184V226H183ZM186 229V228H185ZM196 229V228H195ZM195 229H193V230H195ZM189 230L190 231H188V229H187V231H188V233L189 232H191L193 235L195 234V233H193L192 232V229H190L189 228ZM229 231V230H228ZM231 231V230H230ZM176 232V233H175ZM179 232V233H178ZM195 232V231H194ZM218 232V231H217ZM143 233H145V232H143ZM149 233H151V232H147V233H145V234H148L149 235ZM156 233V235H158L159 234V232L157 231V232H155ZM182 233V232H181ZM187 233V232H186ZM201 233V232H200ZM141 234V233H140ZM185 235V232L184 233H182V235ZM190 234V233H189ZM189 234H187V235H189ZM197 234V233H196ZM203 234V233H202ZM222 234H223V232H222ZM256 234V233H255ZM144 234H142V236H143ZM148 235H146V237H148ZM152 235V234H151ZM150 235V236H151ZM181 235V234H180ZM183 235V236H184ZM192 235V236H193ZM228 235H232L231 234V232H230V234H228ZM149 236V237H150ZM177 236H175V237H177ZM191 236V234L189 235V237L191 238L192 237ZM202 236V235H201ZM188 237V236H187ZM196 237H198V235H194V238H196ZM229 237H231V239H232V236H229ZM150 238H152V237H150ZM155 238V237H154ZM168 238H169V236H168ZM172 238H173V236H172ZM180 238V237H179ZM178 238V239H179ZM193 238V237H192ZM187 239V238H186ZM214 239H215V237H214ZM225 239V238H224ZM170 240V239H169ZM188 240V239H187ZM229 240V239H228ZM235 240H237V239H235ZM235 240H233V241H235ZM175 241V240H174ZM232 241V240H231ZM232 241V242H233ZM261 241V240H260ZM163 242V241H162ZM181 242V241H180ZM183 242H186V240L184 241L183 240ZM188 242V241H187ZM191 243L193 242V241H190ZM222 242H223V240H222ZM236 243H237V241H235ZM249 242V241H248ZM256 242H258L257 240H256ZM263 242V241H262ZM167 243H169L168 241H167ZM166 243V244H167ZM172 243H173V240H172ZM171 243V244H172ZM175 244H176V242H174ZM179 243V242H178ZM219 243V242H218ZM235 243V244H236ZM259 243V242H258ZM161 244V245H160ZM162 244H164V246H165V248L167 247V246H172V245H170V243H169V245H165V243H159V245L160 246H162L163 247V250H164V252H165V248H164V246L162 245ZM183 244V243H182ZM234 244V243H233ZM1 245H3V244H1ZM186 245H188L187 243H186ZM222 245V244H221ZM262 245V244H261ZM118 246V245H117ZM178 246V245H177ZM184 246V245H183ZM189 246V245H188ZM190 246H192V245H190ZM189 246V247H190ZM240 246H243V244H240ZM193 247V246H192ZM234 247V246H233ZM238 248H239V246H237ZM261 247H264L263 245L261 246ZM126 248V247H125ZM151 248V247H150ZM152 248H153V246H152ZM155 248V247H154ZM158 248V247H157ZM161 248V247H160ZM168 248V247H167ZM172 248V247H171ZM170 248V249H171ZM103 249V248H102ZM190 249V248H189ZM232 249V248H231ZM264 249V248H263ZM149 250V249H148ZM162 250V251H163ZM167 250V249H166ZM193 249H191L190 251H192ZM233 250L234 251H232V253H231V255L233 254V256H232V258H229V259H226V260H229L228 262H224L223 264H238V262H237V260H235L234 261V259H235V257H238V256H242V258L245 256L244 254V252H242V250H240V249H235V248H233ZM150 252H151V250H149ZM195 251V250H194ZM244 251V250H243ZM261 251V250H260ZM263 251V252H262ZM260 253V255L261 256H263V258H264V250H262ZM257 252V251H256ZM146 253H147V251H146ZM192 253H194L193 251H192ZM151 255V254H150ZM155 255V254H154ZM157 255V254H156ZM162 255V254H161ZM204 255V254H203ZM216 255V254H215ZM214 255V256H215ZM198 256V255H197ZM202 256V255H201ZM247 256V255H246ZM255 256L256 255H252L251 257L252 258H250V256H247V259L248 258H250V260L251 259H253V258H255ZM212 256H210V258H209V260L211 261V259H212V262H213V259H216V257L215 258H211ZM67 258V257H66ZM170 258H172V257H170ZM184 258H185V256H184ZM221 258V257H220ZM241 258V259H242ZM246 258V257H245ZM256 258H258L259 259V256H257ZM253 259V260H257V259ZM156 259H157V257H156ZM162 259V258H161ZM240 259V258H239ZM240 259V260H241ZM222 260H224V259H221V261ZM249 260V259H248ZM59 261H60V259H59ZM215 261V260H214ZM242 261V260H241ZM258 261H260V260H258ZM118 262V261H117ZM194 262H196L195 260H194ZM212 262H210L209 264H211ZM217 262V261H216ZM220 262V260H218V263L217 264H220L219 263ZM104 263V262H103ZM113 263V262H112ZM113 264H115V263H113ZM157 264H159V263H157ZM160 264H162V263H160ZM257 264V263H256Z\"/></svg>",
  "mask_w": 264,
  "mask_h": 264
}]
</instances>
